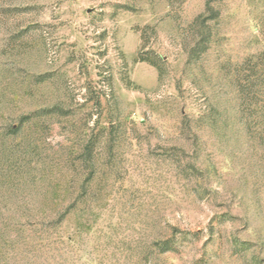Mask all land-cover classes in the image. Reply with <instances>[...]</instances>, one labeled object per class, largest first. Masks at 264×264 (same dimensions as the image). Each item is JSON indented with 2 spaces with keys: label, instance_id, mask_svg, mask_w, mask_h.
I'll return each instance as SVG.
<instances>
[{
  "label": "rangeland",
  "instance_id": "374dc122",
  "mask_svg": "<svg viewBox=\"0 0 264 264\" xmlns=\"http://www.w3.org/2000/svg\"><path fill=\"white\" fill-rule=\"evenodd\" d=\"M0 264H264V0H0Z\"/></svg>",
  "mask_w": 264,
  "mask_h": 264
},
{
  "label": "trees",
  "instance_id": "16d2710c",
  "mask_svg": "<svg viewBox=\"0 0 264 264\" xmlns=\"http://www.w3.org/2000/svg\"><path fill=\"white\" fill-rule=\"evenodd\" d=\"M170 244H171L170 242H166V243L160 245L161 251H163V252L170 251V249L172 248Z\"/></svg>",
  "mask_w": 264,
  "mask_h": 264
}]
</instances>
